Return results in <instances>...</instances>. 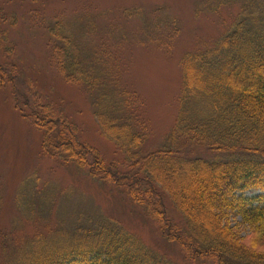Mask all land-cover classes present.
<instances>
[{
  "label": "rangeland",
  "instance_id": "obj_1",
  "mask_svg": "<svg viewBox=\"0 0 264 264\" xmlns=\"http://www.w3.org/2000/svg\"><path fill=\"white\" fill-rule=\"evenodd\" d=\"M246 6V0H0L6 16H0V64L13 77L0 86V264H37L48 251L37 247L38 254H22L35 236L64 233L97 222L101 215L175 264H218L205 255L193 259L179 241L168 239L159 220L131 198L127 186L46 155L43 129L20 109L30 113L37 102L49 104L77 127L82 142L99 150L108 166L131 173L125 154L100 130L97 88L68 81L58 67L55 47L62 42L51 28L61 23L91 63L109 65L115 72L113 85L126 93L127 111L146 134L142 152L148 154L163 147L175 126L183 58L213 45ZM194 151L177 153L217 156L205 147ZM168 170L174 171L171 164ZM190 187L186 180L183 189L196 196ZM157 190L170 220L185 229L183 214L168 194ZM245 227L242 236L252 238L253 230Z\"/></svg>",
  "mask_w": 264,
  "mask_h": 264
},
{
  "label": "trees",
  "instance_id": "obj_2",
  "mask_svg": "<svg viewBox=\"0 0 264 264\" xmlns=\"http://www.w3.org/2000/svg\"><path fill=\"white\" fill-rule=\"evenodd\" d=\"M246 2L248 14L244 7L213 45L183 58L175 126L163 147L148 154L142 152L146 134L127 111L126 93L113 85L115 72L109 65L91 63L61 23L51 28L52 36L62 42L55 47L58 67L68 81L97 88L100 130L125 154L131 173L108 166L99 150L82 142L77 127L57 116L49 104L37 102L30 113L19 108L23 117L43 129L46 155L89 167L92 175L127 186L131 198L159 220L168 239L179 241L191 258L205 255L218 264H264V0ZM0 16L6 20L1 9ZM4 67L0 64V86L13 80ZM12 72H17L15 65ZM196 147L217 156L177 153ZM186 180L196 196L183 189ZM157 187L183 214L185 229L170 220ZM251 189L261 193L248 196ZM101 216L64 233L35 236L22 254H38L37 247L48 251L37 264H175L112 218ZM245 226L253 230L252 238L242 236Z\"/></svg>",
  "mask_w": 264,
  "mask_h": 264
}]
</instances>
